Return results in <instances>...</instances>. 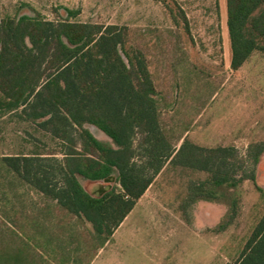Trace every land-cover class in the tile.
<instances>
[{"label": "rangeland", "instance_id": "obj_1", "mask_svg": "<svg viewBox=\"0 0 264 264\" xmlns=\"http://www.w3.org/2000/svg\"><path fill=\"white\" fill-rule=\"evenodd\" d=\"M66 9L78 12L67 17ZM36 12L49 20L123 27L126 46L146 57L160 127L174 147L187 139L207 147L232 145L244 155L249 144L264 141V51L230 67L226 0H0V19ZM84 127L114 146L95 126ZM60 148L34 124L0 113V264H224L238 257L264 211L256 189L264 191V152L254 183L222 187L218 200L186 208L188 182L207 175L167 161L100 246L89 222L33 189L2 160ZM78 180L94 197L119 187L115 171ZM233 200V217L217 230Z\"/></svg>", "mask_w": 264, "mask_h": 264}, {"label": "trees", "instance_id": "obj_2", "mask_svg": "<svg viewBox=\"0 0 264 264\" xmlns=\"http://www.w3.org/2000/svg\"><path fill=\"white\" fill-rule=\"evenodd\" d=\"M65 11L67 17L78 12ZM226 27L230 67L237 69L252 52L264 51V0H226ZM0 113H14L59 140V152H18L2 160L33 189L89 222L100 246L167 161L207 175L188 182L186 208L197 200H218L222 187L235 188L246 179L254 183L264 152V141L249 144L244 155L232 145L207 147L187 139L174 147L160 127L146 57L126 46L123 27L49 20L38 12L0 19ZM114 171L119 187L98 197L78 180ZM235 208L233 200L228 220L217 230L225 229ZM224 264H264V211L238 257Z\"/></svg>", "mask_w": 264, "mask_h": 264}]
</instances>
